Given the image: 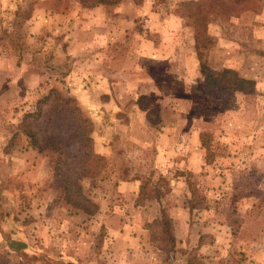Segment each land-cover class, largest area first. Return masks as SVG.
Instances as JSON below:
<instances>
[{"label":"rangeland","instance_id":"rangeland-1","mask_svg":"<svg viewBox=\"0 0 264 264\" xmlns=\"http://www.w3.org/2000/svg\"><path fill=\"white\" fill-rule=\"evenodd\" d=\"M191 1L0 0V225L29 244L11 251L0 230V264H264V0L205 3L198 43ZM200 51L253 89L207 84ZM52 88L93 123L101 158L84 161L77 139L60 157L92 215L67 203L57 152L23 133L42 145L74 131L52 100L24 117ZM77 162L96 174L77 177Z\"/></svg>","mask_w":264,"mask_h":264},{"label":"trees","instance_id":"trees-1","mask_svg":"<svg viewBox=\"0 0 264 264\" xmlns=\"http://www.w3.org/2000/svg\"><path fill=\"white\" fill-rule=\"evenodd\" d=\"M82 6L85 7H94L98 4H116L120 0H78ZM192 2V1H191ZM250 0H197L193 1L192 3L196 6L193 8V12L190 13L188 16L192 19V24L195 26V41L198 43L200 37L204 34L206 30V26L209 21L208 17V11L205 8V3L208 4L211 8H218L221 12L230 13L237 10H244L248 8ZM254 6V5H253ZM258 6H254L251 8L256 9ZM204 40V38H203ZM204 55L201 51L198 52V58H199V65H200V73L203 75L204 81L216 88H227L232 89L233 91H242L247 93L251 91L254 87V82L250 78H246L238 74L236 70L229 67H223L220 69L211 67L208 63L206 57H202ZM50 100L53 101V103L56 106H60L59 112L64 113V116L72 121L75 124L74 131H72L67 141L63 140L61 138L57 139L55 137H50L48 142L45 144L40 145L41 143L38 142V139L34 135V133L24 128L23 133H25L31 140V144L33 147L37 148L39 151L43 150L45 147L49 146L51 150L57 152V162L55 165L56 173L58 175H61V179L63 183L65 184L64 191L66 193L65 199L67 203L71 204L73 207L77 209H82L83 212L87 214H94L96 210L98 209L97 205L93 203V199L91 200L90 197H87L82 194V191L79 187H77L76 190L72 191L70 187V184L73 183L69 179V176L67 175L68 172H71L73 169L70 166V163L62 162L60 160V157L62 155L68 154L67 148L70 145V143L73 141V139H77V146L78 152H82L83 157H85L86 161L87 159H93L101 158V156L97 155L93 148V123L88 118L82 115L81 110L78 106L74 104V99L70 97H62L60 96V93L52 88L50 89L49 93L43 96L41 99L37 100L35 111L28 112L24 116L26 119L28 117H39L42 113V107L46 105ZM60 141H63V145ZM30 143V142H29ZM201 145L206 146L207 143L203 139V135L201 134ZM78 163V162H77ZM85 163L87 162H81L78 163L81 166L80 170L75 171L76 176L84 177L89 175L96 174L97 169H92L90 166ZM91 165V163L89 164ZM67 167V168H66ZM141 188V187H140ZM188 189L191 191L192 197H196V189L191 185L188 186ZM73 196L80 197L79 200H76L73 198ZM158 196V195H157ZM85 203H88L90 208L86 206ZM193 206H191L192 208ZM78 212V211H75ZM2 222L6 223L9 222L7 218L2 220ZM1 222V223H2ZM160 223L163 225V231L166 235V238L171 243V246L174 248L176 237L172 230V224L170 217L165 213V211L161 212L160 217ZM0 230L3 232L4 242H7L5 245L9 247V250L17 252L23 249H28L29 244L26 240L22 238H18L15 235V231L13 229H10L8 231H4L0 225ZM33 256H37V251H33ZM54 262H59L60 264L64 261L55 260ZM239 262V261H238ZM237 262V263H238Z\"/></svg>","mask_w":264,"mask_h":264},{"label":"crops","instance_id":"crops-1","mask_svg":"<svg viewBox=\"0 0 264 264\" xmlns=\"http://www.w3.org/2000/svg\"><path fill=\"white\" fill-rule=\"evenodd\" d=\"M63 20L67 23V25H70V27H68L69 28L68 30L70 34L74 36V34L77 33L78 29L80 28V21L78 22L79 19H75L70 16H67V17H63Z\"/></svg>","mask_w":264,"mask_h":264}]
</instances>
